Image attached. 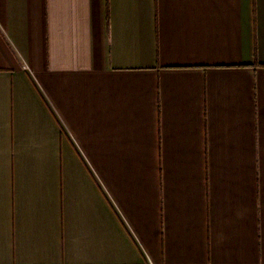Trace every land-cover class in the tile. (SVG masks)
I'll return each instance as SVG.
<instances>
[{
  "label": "crops",
  "instance_id": "obj_1",
  "mask_svg": "<svg viewBox=\"0 0 264 264\" xmlns=\"http://www.w3.org/2000/svg\"><path fill=\"white\" fill-rule=\"evenodd\" d=\"M0 264H264V0H0Z\"/></svg>",
  "mask_w": 264,
  "mask_h": 264
}]
</instances>
